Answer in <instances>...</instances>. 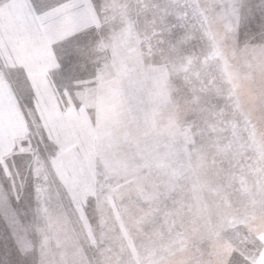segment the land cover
Listing matches in <instances>:
<instances>
[{
	"label": "rangeland",
	"instance_id": "1",
	"mask_svg": "<svg viewBox=\"0 0 264 264\" xmlns=\"http://www.w3.org/2000/svg\"><path fill=\"white\" fill-rule=\"evenodd\" d=\"M260 5L0 0V192H8L16 214L10 223L0 217V264H230L234 256L264 264L260 142L245 153L242 170L222 164L200 189L208 230L194 220L163 247L147 225L136 232L111 198H99L110 154L135 152L140 142L133 96L148 75L159 73L177 89L174 101L193 102L219 128L233 109L264 106ZM129 40L138 48H127ZM148 51L151 58L141 56L133 72L136 53ZM213 137L223 148L229 133L208 131L209 145ZM102 233L111 245L103 257L95 247Z\"/></svg>",
	"mask_w": 264,
	"mask_h": 264
},
{
	"label": "clouds",
	"instance_id": "2",
	"mask_svg": "<svg viewBox=\"0 0 264 264\" xmlns=\"http://www.w3.org/2000/svg\"><path fill=\"white\" fill-rule=\"evenodd\" d=\"M126 47L136 49L138 41L129 40ZM151 54L137 52L131 61L133 72L143 63L140 57L150 59ZM162 59L171 63L167 53ZM174 91L177 89L167 86L159 73L144 79L133 96L142 128L140 142L135 152L120 148L110 154L114 163L99 193L102 204L111 198L122 213L130 216L131 229L142 232L141 226L147 225L157 238L154 242L162 247L174 236L188 233L194 220H200L199 227L208 230L210 225L204 219L207 206H202L200 189L217 175L222 164L233 168L239 165L242 170L248 160L245 153L257 142L264 144V106L233 109L225 126L219 128L209 125L204 110L193 107V102L180 98L174 101ZM162 112L166 114L163 123L158 119ZM203 125L208 131L228 132V143L221 148L219 138L213 137L214 144L209 145ZM211 147L216 151H209ZM130 209L135 210L134 214ZM194 236L195 232L188 235L186 246L191 245ZM108 239L102 233L95 245L102 257L111 251ZM121 264L132 261L123 260Z\"/></svg>",
	"mask_w": 264,
	"mask_h": 264
},
{
	"label": "snow or ice",
	"instance_id": "3",
	"mask_svg": "<svg viewBox=\"0 0 264 264\" xmlns=\"http://www.w3.org/2000/svg\"><path fill=\"white\" fill-rule=\"evenodd\" d=\"M35 8V5L33 6ZM260 10L264 12V0H261ZM47 11V9H45ZM40 14V13H38ZM247 15H251V9L248 10ZM71 56V52L68 53ZM15 211L12 207L11 198L7 191L0 192V217H3L6 222H12L15 219ZM5 264H16L15 261H7ZM230 264H247L240 256H234Z\"/></svg>",
	"mask_w": 264,
	"mask_h": 264
}]
</instances>
